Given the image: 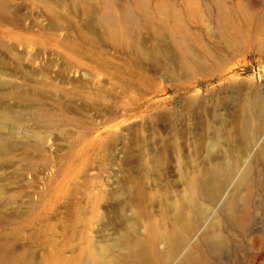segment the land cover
<instances>
[{
    "label": "rangeland",
    "instance_id": "1",
    "mask_svg": "<svg viewBox=\"0 0 264 264\" xmlns=\"http://www.w3.org/2000/svg\"><path fill=\"white\" fill-rule=\"evenodd\" d=\"M108 1L116 14L131 2L0 0V110L21 120L6 124L12 144L0 155V264H78L116 237L107 220L123 184L177 197L182 170L208 166L216 134L253 168L252 220L244 230L220 227L219 254L203 232L225 215L234 179L196 230L192 255L264 264L263 134L243 149L237 133L245 97L264 93V0H147L151 22L117 41L98 25ZM178 36L192 50L189 66ZM149 160L158 165L145 173ZM238 193L241 212L245 190Z\"/></svg>",
    "mask_w": 264,
    "mask_h": 264
},
{
    "label": "bare ground",
    "instance_id": "2",
    "mask_svg": "<svg viewBox=\"0 0 264 264\" xmlns=\"http://www.w3.org/2000/svg\"><path fill=\"white\" fill-rule=\"evenodd\" d=\"M94 1L99 2V0ZM103 3L105 9L98 17V25L112 41L133 38L135 36L133 33L138 31L137 28H141L142 22L146 21V24L155 16L149 9L147 0H131L117 14L112 2ZM158 11L170 13L163 4L158 6ZM177 15L173 14L174 19H179ZM164 24L161 21L160 26L157 25L152 29L153 33H159L160 27ZM174 41L178 50L183 51L181 55L183 64L189 66L193 58L190 55L192 50L187 49L186 37L178 36ZM243 102L244 115L242 120H239L237 133L246 147L243 149L252 146L256 138L263 134L257 157L264 165V93L247 95ZM19 118L17 113L11 110H0V155L7 153L12 144L5 135L6 126L10 124L12 128L18 127L21 123ZM221 140L219 134L213 138L206 168L189 166L180 171L183 188L175 198L167 191L161 194L151 193L146 190L144 183L123 184L122 194L115 197L113 217L107 220L108 223L117 225L116 237L101 242L95 249L89 248L88 252L79 259L78 264H174V262L175 264H210L206 254L192 255L198 245L191 240L205 214L221 196L227 184L235 179L233 189L224 202L225 215L221 219L219 217L209 222L203 231L212 232L210 245L215 253L219 254L225 244L224 236L217 233L222 225L231 224L238 230H244L251 223L250 192L252 191L250 190L256 184L251 164L245 165L244 161L243 164L242 153L234 156L227 147L222 146ZM220 150L222 155L217 159L216 155ZM157 165L156 160L145 162L143 165L145 173L152 172ZM240 188L245 190L241 212L236 205ZM153 203L158 206L155 214L149 210ZM259 253L264 255V249Z\"/></svg>",
    "mask_w": 264,
    "mask_h": 264
}]
</instances>
